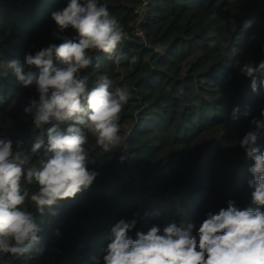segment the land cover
Masks as SVG:
<instances>
[{
  "label": "trees",
  "instance_id": "1",
  "mask_svg": "<svg viewBox=\"0 0 264 264\" xmlns=\"http://www.w3.org/2000/svg\"><path fill=\"white\" fill-rule=\"evenodd\" d=\"M67 2L0 0V62L23 64L27 54L63 43L60 36L75 39L72 28L57 34L51 19ZM99 2L127 33L116 51L129 59L116 64L92 50V63L79 74L88 76L89 88L102 74L113 81V90L129 88L120 113L121 145L105 152L89 134L87 167L98 173L92 185L53 206L55 215L46 210L41 216L27 201L41 228L39 243L30 256L4 254L0 264H104L111 229L121 219L137 220L129 233L134 239L138 231L170 222L195 224V234L207 213H218L228 200L240 209L258 207L248 187L254 161L238 141L264 109V87L254 93L240 68L264 62V0ZM24 71L40 70L25 65ZM256 79L264 80V72ZM33 99L39 100L35 85L24 87L11 70L0 69V139L11 140L13 150L34 163L45 154L52 124L34 128L35 109L25 112ZM41 134L45 144L32 153ZM25 186L38 190L35 183Z\"/></svg>",
  "mask_w": 264,
  "mask_h": 264
},
{
  "label": "clouds",
  "instance_id": "2",
  "mask_svg": "<svg viewBox=\"0 0 264 264\" xmlns=\"http://www.w3.org/2000/svg\"><path fill=\"white\" fill-rule=\"evenodd\" d=\"M51 19L57 34L72 28L77 37L60 36L63 43L50 44L35 55L27 54L23 64L17 59L0 62V69L11 70L24 87L35 85L39 100H31V106L25 108V112L35 109L34 128L52 124L47 129L45 154L34 163L30 156L14 151L11 140L0 139V254L16 258L30 256L40 239L37 233L41 228L26 202L30 201L41 216L46 210L55 215L53 206L75 198L92 185L98 173L87 167L92 162L84 147L88 136L94 137L105 152L120 146V113L131 96L127 87L113 90V81L107 75L98 76L89 88L88 76L79 74L92 63V50L107 54L116 64L129 59L116 51L127 33L105 4L99 0H68L65 7L51 14ZM250 26V21L245 23V28ZM53 56L58 65L53 64ZM25 65L37 67L39 74L26 73ZM240 72L251 78L254 93L264 87V80L256 79L257 73L264 72V62L258 67L245 64ZM238 112V107L233 109L232 119ZM250 112L248 109L244 115ZM250 124L252 129L238 144L246 158L254 161L248 169L252 175L248 187L254 189L252 204L258 207L240 209L235 201L228 200L227 207L218 213H207L195 234V224L185 227L170 222L162 229L153 225L146 233L138 231L134 239L129 233L137 220L121 219L111 229L104 264H264V109ZM44 144L43 134L37 136L32 153ZM33 183L38 190L30 192L25 185Z\"/></svg>",
  "mask_w": 264,
  "mask_h": 264
},
{
  "label": "built area",
  "instance_id": "3",
  "mask_svg": "<svg viewBox=\"0 0 264 264\" xmlns=\"http://www.w3.org/2000/svg\"><path fill=\"white\" fill-rule=\"evenodd\" d=\"M137 34L138 35H142V33H141L140 30L137 31ZM0 257L3 258L4 257V254H0ZM5 264H11V263L6 261Z\"/></svg>",
  "mask_w": 264,
  "mask_h": 264
}]
</instances>
